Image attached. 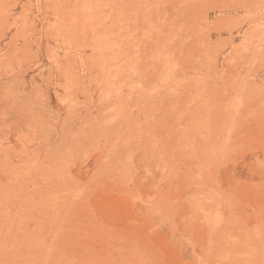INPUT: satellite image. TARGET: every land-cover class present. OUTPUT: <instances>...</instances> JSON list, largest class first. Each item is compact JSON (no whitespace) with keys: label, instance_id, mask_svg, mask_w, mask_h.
Returning <instances> with one entry per match:
<instances>
[{"label":"rangeland","instance_id":"rangeland-1","mask_svg":"<svg viewBox=\"0 0 264 264\" xmlns=\"http://www.w3.org/2000/svg\"><path fill=\"white\" fill-rule=\"evenodd\" d=\"M0 264H264V0H0Z\"/></svg>","mask_w":264,"mask_h":264}]
</instances>
